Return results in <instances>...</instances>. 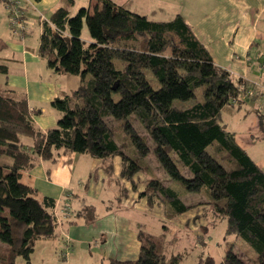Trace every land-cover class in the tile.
<instances>
[{"label":"trees","instance_id":"1","mask_svg":"<svg viewBox=\"0 0 264 264\" xmlns=\"http://www.w3.org/2000/svg\"><path fill=\"white\" fill-rule=\"evenodd\" d=\"M0 1L11 35L23 39L35 10L32 3L21 0L16 10H8ZM92 1L75 15L60 7L49 19H37L42 27L37 52L46 67L82 81L71 95L52 101L61 113L54 128L38 130L25 97L0 84V243L6 246L0 263L31 264L35 243L57 237L60 222L51 212L55 200L37 199L21 183V171L40 159L55 160L59 151H72L98 159L120 157L121 177L132 183L141 169L139 160L151 150L132 118L148 134L170 181L179 182L187 193L207 194L216 218L226 223V234L251 248L246 258L229 248L219 264H264V172L220 120L232 99L239 104L249 90L262 94L217 67L179 13L163 19L164 13L158 18L157 11L148 16L111 0ZM84 26L89 41L83 40ZM9 72L0 63V74ZM198 89L201 101L174 105L195 99ZM107 119L121 123L123 142H117ZM22 136L32 138V147ZM169 186L151 180L139 196L150 205L159 197L172 215L187 212L190 206ZM91 210L83 214L89 222L95 218ZM162 236L140 231L138 258L108 264H180L181 254L168 255ZM196 264L215 262L207 257Z\"/></svg>","mask_w":264,"mask_h":264},{"label":"crops","instance_id":"2","mask_svg":"<svg viewBox=\"0 0 264 264\" xmlns=\"http://www.w3.org/2000/svg\"><path fill=\"white\" fill-rule=\"evenodd\" d=\"M25 1L32 3L35 10L31 11L30 16L36 20L40 16L49 19L60 7H66L73 15L75 6L80 9L93 4L92 0H72L71 3L66 0ZM111 1L143 15L150 16L157 11V17L160 18L164 13L163 19L179 13L217 67L227 71L234 80H243L256 90L259 85H264V0ZM184 1L188 7L185 13L181 9ZM200 7L204 9L200 10ZM36 24L34 38H31L33 29L29 30L32 28L31 23L23 39L12 36L7 10L0 1V63L6 64L10 70L6 75L0 74V84L25 97L36 128L46 132L54 128L61 117V113L52 107V101L64 95H71L79 88L81 82L78 76H67L68 74L56 73L50 69L48 71L53 74L52 76L48 72L50 81H43L36 75L28 76L26 71L24 72L30 64L38 65L36 69L47 68L37 52L42 27L38 22ZM82 36L83 40L89 41L86 31ZM6 40L10 42L9 47L4 44ZM3 45L8 49H3ZM19 57L22 59L19 60ZM15 63L22 67H10ZM56 76H59V80H54ZM257 93L260 94L259 90ZM240 99L243 100L242 95ZM240 102L238 105L237 102L235 106L224 108L220 120L234 134L236 144L264 172V96L256 95ZM22 141L27 146L33 145L31 137L22 136ZM6 162L10 164L11 161L7 159ZM120 173L119 157L98 159L89 154L72 151H59L55 160L40 159L33 167L21 171V183L32 188L37 199L51 197L55 200L51 212L60 222L55 239L40 240L36 243L43 244L54 240L57 242L63 238L61 248L70 245L73 252L74 242H77L80 247L87 249L90 255L92 251L94 254L96 252L97 259L106 260V264L111 259L136 260L140 251L138 232L141 231L137 230L143 225L134 222L132 215L152 213V216L162 223L163 217L161 219L159 209L166 212L169 208L159 201L150 205L145 197L139 196L144 187H133ZM115 185L120 187V193L121 186H124L121 200L123 208L106 206ZM66 203L70 205L67 219L61 214V208ZM86 209H92L90 212L93 211L95 215L91 222L83 216ZM160 234L162 235V230L158 236ZM231 237L236 238L233 235ZM165 238L167 253H172V256L179 254L175 252L178 247H172L169 234L166 233ZM182 249L184 252L186 248Z\"/></svg>","mask_w":264,"mask_h":264},{"label":"rangeland","instance_id":"3","mask_svg":"<svg viewBox=\"0 0 264 264\" xmlns=\"http://www.w3.org/2000/svg\"><path fill=\"white\" fill-rule=\"evenodd\" d=\"M68 2V0H66ZM93 2V1H92ZM186 1L183 2L181 7L182 12H186ZM200 10H203L204 7H200ZM71 10V6H70ZM79 11L78 6H75V15ZM37 20L34 17L29 15L28 17V26L31 23L33 29V34L31 38H34L35 33L34 29L36 28ZM85 31L87 32L86 26H84ZM88 33V32H87ZM7 47L10 44L9 40H6L5 43ZM3 49H8L5 45H3ZM22 59L19 57V60ZM30 63V62H29ZM44 64H46L44 62ZM10 67L16 69L21 68L22 66L19 63L12 64ZM38 65L30 64L28 67L25 68L24 72L27 73L28 76L36 75L43 81H50V76L48 75V68L45 69H36ZM13 73V72H12ZM21 73V72H19ZM52 76L53 74L50 73ZM69 76V75H67ZM149 78L153 79L151 74L148 75ZM89 78L86 77V80ZM78 79L81 81V78L78 76ZM54 80H59V76L54 77ZM78 89V88H77ZM76 89V90H77ZM75 90V91H76ZM196 98L190 99L188 101H174V105L177 108L181 107H189L194 105L195 103L201 101V89L196 90ZM243 95V94H242ZM255 95L251 96L253 98ZM237 100L231 101V106H235ZM234 104V105H233ZM238 105V104H236ZM108 126L111 127L115 134V139L117 142L121 143L122 140V133L120 130L121 123L116 122L114 120L107 119ZM131 123L134 124L136 130L139 132L141 136L146 139L147 144L151 147L150 153L144 157L143 159L139 160V164L141 169L138 173L133 176L132 179V186L137 187H144L146 188L148 182L151 180H158L164 186H169L171 189L176 191L179 198L182 202L186 205H189L190 208L187 212L179 214V215H172L170 211L163 212V209H159L161 212L160 217L162 219V223H159L157 219L152 216V213L144 215L134 213L132 215V219L134 222L141 224L140 229L138 231H142L143 233H151L154 236L158 237L159 233L162 230V237L163 239L160 240L166 244V233L169 234V238L172 240V247L177 246L178 249L175 252L181 254L179 258L182 260L181 264H196L199 259H206L207 257H211L215 264H219L229 248H232L234 252L241 253L242 256L245 258L247 257L245 253L248 251L250 252L251 248L244 243L242 240L238 239L237 237H231L226 234V223L219 222L220 218H216L215 213H213V208L209 204V198L207 194L202 192L199 193H187L183 186L177 181H170L167 174L164 172L160 164L158 163L155 155L152 152V141L149 138L148 134L143 131V129L139 126L137 122H134L131 118ZM126 149V150H125ZM125 152L127 151V147L124 146ZM132 151V148L129 149ZM130 154V153H129ZM120 158V157H119ZM7 159V158H5ZM9 159V158H8ZM4 160V159H1ZM121 193L120 187L115 185L113 188L112 197L107 202V207H121L123 208L122 196L124 186H121ZM156 186H154L155 188ZM120 194V195H119ZM156 197V196H155ZM155 201H159L163 203L159 197H156ZM160 205V204H158ZM161 208V206H160ZM105 209V208H104ZM103 210V209H102ZM164 225V226H163ZM139 233V232H138ZM161 236V234H160ZM63 238L60 241L55 242H41L35 243L34 245V254L31 255V264H106V260H99L97 259L96 252L92 251L90 255L87 253V249L84 247H80L77 242L75 243V251L69 253V258H62L60 257L61 254V246L63 245ZM55 242V243H54ZM163 243V244H164ZM183 248H186L183 252ZM167 249V247H166ZM0 251L2 253L6 252V246L0 243ZM56 251V252H55ZM248 252V253H249ZM170 253V252H169ZM174 253V252H173ZM172 254V253H170ZM169 255V254H168ZM169 257V256H168ZM173 257V256H172ZM207 261V260H206ZM1 264V263H0Z\"/></svg>","mask_w":264,"mask_h":264},{"label":"built area","instance_id":"4","mask_svg":"<svg viewBox=\"0 0 264 264\" xmlns=\"http://www.w3.org/2000/svg\"><path fill=\"white\" fill-rule=\"evenodd\" d=\"M3 2H5V4L7 5V9H13L16 10V8L21 5V0H2ZM22 27L18 26V31H21ZM23 31H21L18 35H22ZM257 90H259L260 94H262L264 96V85H259ZM254 95V91L253 90H249L245 93H243L242 95V99H246L249 98L251 96ZM67 201V200H65ZM69 210H70V205H68L67 203L64 204L61 208V214L62 216L67 219L68 215H69ZM59 221V220H58ZM70 252V247L68 245H64L61 248V254L60 257L62 258H67Z\"/></svg>","mask_w":264,"mask_h":264},{"label":"clouds","instance_id":"5","mask_svg":"<svg viewBox=\"0 0 264 264\" xmlns=\"http://www.w3.org/2000/svg\"><path fill=\"white\" fill-rule=\"evenodd\" d=\"M250 98V97H249ZM249 98H247V99H249ZM243 100H245V99H243Z\"/></svg>","mask_w":264,"mask_h":264}]
</instances>
